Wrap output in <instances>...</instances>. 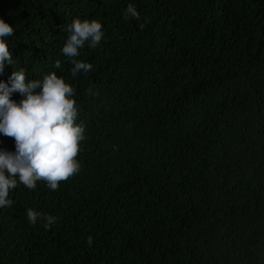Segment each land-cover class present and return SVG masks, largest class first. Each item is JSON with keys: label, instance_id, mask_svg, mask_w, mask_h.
Masks as SVG:
<instances>
[{"label": "trees", "instance_id": "obj_1", "mask_svg": "<svg viewBox=\"0 0 264 264\" xmlns=\"http://www.w3.org/2000/svg\"><path fill=\"white\" fill-rule=\"evenodd\" d=\"M0 18L15 29L0 80L56 72L86 136L55 191L10 190L0 264H264V0H0ZM73 19L104 31L75 78Z\"/></svg>", "mask_w": 264, "mask_h": 264}, {"label": "clouds", "instance_id": "obj_2", "mask_svg": "<svg viewBox=\"0 0 264 264\" xmlns=\"http://www.w3.org/2000/svg\"><path fill=\"white\" fill-rule=\"evenodd\" d=\"M128 17L139 19L132 4L125 9V18ZM14 30L0 18V74L6 65L14 63L8 42ZM62 31L68 35L60 51L71 64V76L87 74L92 64L77 57L86 44L95 49L101 43V22L73 19ZM53 67L59 69L61 62L55 61ZM88 92L92 93V89ZM14 93L20 95L18 101L11 98ZM74 95V88L54 71L42 79H26L25 71L20 69L12 71L7 81L0 80V136L14 141L13 151L0 147V209L12 207L9 193L18 182L34 190L37 182L43 181L55 191L61 181L80 171L76 157L86 136L83 124L76 122ZM25 215L30 225L42 221L45 230L56 222V217L32 208H26ZM87 243L92 244L91 237Z\"/></svg>", "mask_w": 264, "mask_h": 264}]
</instances>
